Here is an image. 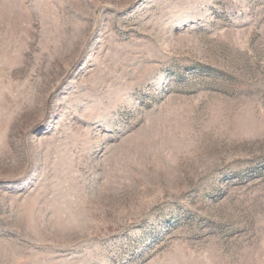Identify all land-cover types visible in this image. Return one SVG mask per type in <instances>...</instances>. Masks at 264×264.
I'll use <instances>...</instances> for the list:
<instances>
[{
	"label": "rangeland",
	"instance_id": "obj_1",
	"mask_svg": "<svg viewBox=\"0 0 264 264\" xmlns=\"http://www.w3.org/2000/svg\"><path fill=\"white\" fill-rule=\"evenodd\" d=\"M0 264H264V0H0Z\"/></svg>",
	"mask_w": 264,
	"mask_h": 264
}]
</instances>
